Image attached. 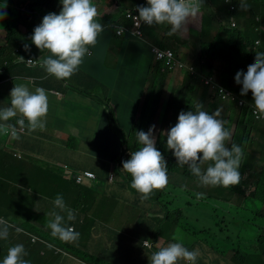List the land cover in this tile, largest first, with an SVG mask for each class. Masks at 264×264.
Returning a JSON list of instances; mask_svg holds the SVG:
<instances>
[{"label": "clouds", "instance_id": "clouds-1", "mask_svg": "<svg viewBox=\"0 0 264 264\" xmlns=\"http://www.w3.org/2000/svg\"><path fill=\"white\" fill-rule=\"evenodd\" d=\"M204 1L142 0L140 4L125 9L122 14L124 17L116 20L119 22H114L111 26H113L112 30L117 37L125 38V35L117 34L116 25L127 24L130 26L131 22L126 17L127 12L139 13L136 17V27L138 28L141 22L147 26L143 28L142 37L137 38L133 34L132 37L148 45L150 57L154 61V64L149 66V75L156 73L162 77L176 74V72H186L192 76L194 81L201 79L202 85L211 94L210 103L213 100H219L229 102L235 107L238 114L234 119L229 117L228 121L233 122L228 125L234 126L231 131L225 128L227 122L219 118L221 109L218 108L214 113L209 114L207 110L210 103L206 106L197 104L195 111L185 112V110L191 109L189 105L183 106L178 101L172 102L170 111H176L179 116L178 122L166 132V143L167 148L176 157L178 165L181 167L188 165L191 173L198 178L202 186L226 187L232 194H237L238 188H241L246 195L251 196L258 187L259 174L264 173V166H261L256 159H250L252 158L250 152L257 151L254 147V137L261 135L264 131V52H257L255 61L248 66L247 72L240 70L235 75L236 83L243 85L241 95H246L251 90L254 99V106H252L245 97H240L234 89L221 84L213 76L206 77L200 60L196 63L186 61L178 54V46L176 53L173 49L166 47L168 43L161 41L159 44L146 38L147 30L153 25L167 24L171 26L168 27L165 37L167 40L172 35L186 30L190 20H194L198 14L203 12ZM249 1L248 6L246 0H239L241 10H247L248 7L255 5L262 12V17L255 16V22L262 24L264 22V0ZM227 2H231V0H227ZM60 3L62 8L59 14L52 12L45 15L42 23L34 28V34L31 36L32 43L42 52L47 51L50 55L40 57V62L34 58H29L26 64L22 61L24 59L22 56H20L22 59L20 62H18L20 59H13L11 56L9 58L2 56L4 61L0 65V71L5 73V68H13L14 66L17 68L19 64L27 67L40 65L47 74L55 76L57 79L67 80L79 70L85 56L90 54V47L96 45L100 33L104 30L103 25L98 21L99 12L93 0H60ZM45 9L52 10L46 7ZM248 11L251 9L249 8ZM0 18H3L2 9H0ZM232 28L239 29L234 23ZM252 44L258 50L261 41L256 40ZM7 47L9 49V46ZM24 48L30 52L28 44H25ZM165 50L171 51L176 61L192 68L193 71L189 68L180 69L178 67L170 69L164 58ZM30 59H33L34 62H30ZM210 79L211 83L207 84L206 80ZM25 81L28 83H15L11 89V107L0 108V134L8 135L6 144L2 146L3 149L12 144L13 138L19 139V134L37 129L43 130L46 126V116L49 111L48 94L42 87H37L34 91L30 90L28 84H32V81L29 79ZM52 93L64 97L63 92L59 90H54ZM16 117L18 119H16L15 124L9 123ZM109 121L113 125L118 124L112 111ZM155 126L156 124L147 128V131H137L134 137L136 144L131 149L129 146L127 147L126 138L123 137L119 125L118 128L120 129L117 132L122 134H106L101 139V146L95 144L91 148L100 172L93 169L68 171V165H62V167L65 173L75 180V184L86 186L90 191H93L97 186L102 187V182L111 185L116 182L117 177L121 179L120 174L115 172L114 166L121 167L123 162V170L132 178L130 180L121 179L122 184L131 185V188L140 194L141 201H146L150 199L154 191L163 190L169 182L167 161L156 147L160 137L155 138ZM241 131H249L254 136L240 134ZM120 138L123 139V155L121 156V145L115 146ZM74 148L72 147V149ZM102 148H104V152H101ZM14 155L22 157L21 153L15 149ZM111 159L118 160L112 164ZM124 159L128 160L123 161ZM205 164H207L206 169H202L201 166ZM106 169L107 172H105ZM176 190L181 189L176 187ZM196 195L197 198H201L203 193ZM254 202V208H252V211L255 212L254 217L259 216V220L257 219L255 223H260L262 227L264 222V191L259 192L256 197L254 196ZM52 203L61 212H66L67 221L76 220L75 210L67 208L62 195L58 194ZM35 208L37 211L40 210L38 205ZM169 208L170 206H167L166 210L169 211ZM163 218L164 215L161 219ZM9 222L11 220L0 216V239L7 240L9 237L10 241L8 240L7 245H10L15 232L20 231L18 229L20 225ZM93 225L97 227L93 221L86 224L87 227ZM46 227L51 229L53 237L64 242L74 243L80 236L73 225L65 224V216L59 213L54 214V218L47 222ZM259 231L262 236V231ZM35 237L36 240L34 237L32 238L34 243L42 241L49 244L44 238L37 235ZM173 240L176 242L159 247L158 250L151 253L150 264H180V261H185L186 264H196L200 256L199 249L189 250L182 242H179L180 237L178 235H175ZM142 245L145 248L154 249L149 240L143 241ZM60 252H62L61 255H64V251ZM26 255L24 245L16 244L8 249L7 254L2 253L0 263L30 264V261L23 259ZM124 263L133 264L128 260Z\"/></svg>", "mask_w": 264, "mask_h": 264}, {"label": "rangeland", "instance_id": "rangeland-1", "mask_svg": "<svg viewBox=\"0 0 264 264\" xmlns=\"http://www.w3.org/2000/svg\"><path fill=\"white\" fill-rule=\"evenodd\" d=\"M257 1H263V0H257ZM249 8L251 9V11L247 10L249 16L246 15V17L244 16L240 18L239 19L240 23L246 22L247 25H250L251 24L250 20L252 22H255V16L262 17V12L258 10L255 5L248 7V9ZM43 10H45V12L47 13L49 12L48 9L35 7L34 13H37L38 16H40V13ZM220 16H221L220 13L218 12L212 13L210 9L209 11L206 12L204 8L202 15L199 16V18L203 20L201 28L195 30H193L194 28L191 30L189 28L190 34L192 31L193 41L200 40L202 42V40H207L208 39L207 32L212 31L213 32L212 36L214 37L210 39V42L216 41L219 44L223 45L224 47L229 45V47L232 49L233 45L228 42V38L230 37V34L220 31L223 23V21L220 19ZM232 19H233L232 17L229 18L228 14H226L225 22L227 24ZM21 21L22 19L20 20V24H22ZM190 34L188 37L182 38L180 41H183V39L189 40ZM152 36L153 38H157L158 35L156 32H153ZM171 37H174V35H172ZM181 37L182 36L180 35V38ZM257 37L263 39V37L260 36L258 33H253V36L250 37L249 40L253 41ZM172 46L174 48H177L176 42L173 43ZM248 47L249 46H246V48L244 47L243 49L245 55L237 54L236 50L233 51L230 50L229 52L230 55L227 52H223L222 54H216V58L223 61V65L226 69L229 68L232 62L237 66L239 64V61L245 62L249 58L250 54L246 52V49ZM210 48L211 46L204 45V49H203L204 50L203 55L208 63H210L213 58V53L211 54L212 51ZM9 49H10V45H9ZM260 50L264 51V45L260 47ZM11 57L15 59L16 52L15 55ZM246 63L249 65L248 61ZM0 65H2V61L0 62ZM116 68H117L116 62L112 60L110 62V65L107 64L106 70L104 72H101L97 77V79H99L100 82L103 83L104 88H105L104 85L107 80H108L107 85L111 87L118 86L117 83L118 73L115 72ZM227 71H229V69ZM2 73L3 72L0 71V76L2 75ZM204 73H206V71H204ZM183 74L187 75L186 72H182V76ZM195 82L199 85L202 84L200 78ZM15 83L16 84L26 83V81L22 77H18L15 78L14 81L9 82L7 84L8 91L5 93V97L0 99V108L11 107L10 91L14 87ZM28 86L30 90H32L29 84ZM134 86L135 88H140L141 86H143V84L136 82ZM169 88L170 87H168V89ZM170 93L171 95H173V97H171L170 103L177 102L178 101L177 98L186 99L189 100L191 103H194V95L189 93L187 88H182L181 90L172 89ZM171 95L164 94V96H166L167 98H170ZM238 95L240 97H244V95L241 94ZM174 96L177 98L174 99ZM247 101L250 105L254 106V102H251L248 99ZM134 103H136L137 105H135V109L133 111L130 106L129 107L121 106L114 113L116 121L118 122L117 125H113L109 121L110 120L109 115L107 116V119L104 117L103 115L104 108L100 106L94 108L97 110V123L93 121L90 122L88 128H85L84 126V116L75 115V118L73 119L77 121L78 128L83 129L82 135L83 138L85 139L82 142L84 143V145L81 149L75 150V148L74 149L66 148L64 147V143L61 139H56L53 146L51 147V157L43 153L44 150H46V147H44L42 143H39L36 146L35 148V150L37 151L36 154H33L27 150L26 151L19 150V153H21L22 157H18L14 155L13 144L9 145L7 148L4 149L2 148V146H0V153L3 155L4 158L3 159L4 164L0 165V216L6 218L7 220H11V222H9L10 224L14 223L21 225L26 220L29 221L30 218L40 215L37 214L38 211L36 210L35 206L38 205L40 210L42 209L52 210L53 208L52 201L56 198L58 194L62 195L63 199L66 201V204H69L70 207L74 209L75 206L77 205V209H75L76 213H79L81 215H88L89 213L93 216H97V214L99 215V218L96 220V225L98 229L103 231V237L101 241L98 242L99 247L97 252H93L90 249L89 244L88 247L86 248V251L90 254L99 255L101 258L103 254L107 255L108 252H110L111 254L112 252H114L112 251L113 250L112 245L114 244L115 241H117L118 235L122 231V229H120L121 227L133 228L136 226L135 224L137 223V221L146 220V215L148 217L151 215L150 212L151 207H154L155 204L159 205V202L162 200L161 197H163V195L168 197L169 193L174 192L176 193L177 196V201H178L177 205L179 206L178 210L183 211V218L185 221V225L187 227L186 231L182 229L179 242H182L183 245L189 250L199 249L200 256L198 257V259L204 257V260L197 259L196 264H200L202 262H208L207 257H211L210 261L213 264H234V262H232V253L228 252L229 250L233 252L235 250L236 252L245 251L247 248L245 241L250 240L251 242L253 241L255 242L256 240L255 234L259 230L262 231V236H264V222L262 224V227H259V229H254V231H252V234L249 231L248 225L243 226L242 224L241 221L242 217L244 218V220H246L245 221L246 223L249 224L252 222V225L257 220V218L254 217L253 213L244 212L243 206H244V200L246 198L245 193L232 194L230 193L229 190L226 189V187H220L219 189L220 191L217 192V190L215 189L216 187L202 186L199 183V180H191L188 182H183L181 177L178 175H168L169 182L167 186L163 190L154 191L149 199V204H144V208H143L141 204H137L135 200H133L135 194L130 189H128L125 184H122V180L118 177L116 178V182L111 185H106L104 182H102L101 185L102 187H104L105 190L99 191L98 190L99 187H96L93 191H89V190H85L82 187H78L75 184V180L72 179L70 175L65 173L64 168L59 163V159L61 158H75V160L82 161L83 165L88 166L89 169H93L97 172H100V168L96 163V159L91 147L89 146V142L95 143L97 140L104 138V136L108 133L120 134L122 132L123 137L125 136L126 138L125 140L127 143V147L129 146V148L131 149L135 146L136 139L134 137L136 136L137 131L141 130L143 126L141 120L143 116L147 115V112L149 110V96L141 97L138 100H134ZM160 104H161V115H163L166 112L168 106L164 102ZM207 111L209 112V114L214 113L215 106L209 107ZM234 113H236V110L235 107L232 106L230 109L229 117L234 119L235 118ZM98 114H100L99 117ZM178 116L179 114L176 111L172 110L169 112L166 121H163L161 117L159 121L160 124L158 125V127L157 125L155 126V132H154L155 138L157 139V137H161L162 135L166 134V132L169 131L170 128L178 122ZM68 119L70 118H67L64 121L66 122ZM118 125L121 127L122 130L121 132H117V130L120 129L118 128ZM56 126L63 127L64 126L63 120L57 121ZM68 126H73V124L65 123V127ZM240 134L254 136V134H252L249 131H241ZM122 138H120L118 141L116 140L117 142L115 143V146L117 147L121 145L120 156L123 155ZM253 142L255 144L254 147L258 152V156H257L258 159L256 160L261 166H264V132L261 135H255ZM71 143L66 144V146ZM101 152H104V148L101 149ZM14 166H17L20 169L12 172V168ZM23 171H27V173L24 174ZM21 173L23 178H25L24 175H26V177L29 179V187H27L24 183L19 182L22 181V179L20 178ZM13 182H15L17 185L13 188L12 191ZM176 187L181 190L177 191ZM112 188H114V190H118L120 193L116 194L111 192V190H113ZM21 191L25 195H28L30 200V202L22 210L17 209L18 202L15 203V207H13L11 204L12 200L8 202V194H7V193H12V196L14 198L19 199ZM194 191L203 193V196L201 198H197L196 195L197 193L194 194ZM248 198L253 204L254 196L251 195ZM83 208L85 209L81 210ZM117 209L120 210L117 211ZM24 211H26V213L23 215ZM168 212L169 215L172 217L174 216L180 217V214L175 212L174 208L170 207ZM50 215L51 214H49V212H46L40 217V219L44 220L42 225L43 227H46L47 219L50 217ZM165 215L166 212H164V218L158 221V226H157L158 232L155 235V238L158 234H159L158 236H160V234L162 236L164 234V231H168L167 233H171V231L175 230L174 227L176 225L172 223L171 220L165 219ZM64 216H65V224L67 225L66 212ZM88 222H90V219H88ZM18 229H20V231L15 232V235L13 236L10 245H7L5 247H3L2 245L3 248L0 249V252L7 254L8 249L11 246H14L16 244H23L24 247H26V245L30 243L32 239V233H31L32 231L29 229V231L31 232H28L20 226L18 227ZM229 234L232 235L236 234V238L234 239L233 244L232 241L227 242L224 240L225 235H229ZM240 235L244 236L245 238L244 241H238V237H240ZM186 237L188 243L193 242L194 247L193 246L189 247V245L184 244ZM209 237L215 240V242L212 244L216 248L215 250L216 252H221V253L227 252L226 259L229 262L226 261L225 259H220L221 261L216 262L215 258L219 259V257L209 252L206 253L205 251L206 249H208L206 248V245H203L202 243H201V247L194 245V243L200 239L201 241L205 242L209 247H211ZM161 239L167 240V238H161ZM46 241L49 244L45 243V246L40 247V249L46 253L45 255L46 257L48 256L51 257L55 253L61 255L62 252L60 251H64V255H61L62 258L58 264H92L85 262L87 261V258H84L82 255L76 253L70 254L64 249L51 243V241L48 240ZM150 242L153 243L152 241ZM56 243L58 244L57 241ZM40 249L37 248V251H35V256L30 255V258L33 261L35 262L37 261L40 264H42L39 261L42 253ZM210 250L212 249L210 248ZM2 253H0V256L2 255ZM30 258L28 257L27 259V255L23 257V259L28 261L30 260ZM53 258L54 256L51 257V261H53ZM126 259L127 258L125 256H122V262H127ZM133 262L141 263V261L139 262L133 261ZM30 264L33 263L31 262ZM180 264H186V262L180 261Z\"/></svg>", "mask_w": 264, "mask_h": 264}, {"label": "crops", "instance_id": "crops-1", "mask_svg": "<svg viewBox=\"0 0 264 264\" xmlns=\"http://www.w3.org/2000/svg\"><path fill=\"white\" fill-rule=\"evenodd\" d=\"M141 1L142 0H93V3L96 5L99 12L98 21L103 25L104 30L100 33L96 45L94 47H90V54L85 56L82 65L79 67V70L74 75H72L70 79H57L55 76L47 74L44 68H42L40 65L36 67H27L23 64H19L17 68L15 66L13 68H5V73L0 76V99L5 97V93L8 91L7 84L9 82H12L15 78L21 76L24 80L29 79L32 81V85L31 83L29 85L33 91L37 87L44 88L48 94L49 101V111L46 116L45 128L43 130L37 129L32 132L28 131L27 133L19 134V139L13 138L11 142L15 150H27L33 154H36V146L39 143H42L43 146L46 147V150H44L43 153L51 157V147L53 146L56 139H61L64 143V147L66 148L72 149V147H75V150L81 149L84 145V143L82 142L85 140L82 135L83 129L78 128L77 121L73 118H75V115L84 116V126L85 128H88L90 122L93 121L97 123V110L94 108L98 106L104 108L103 115L107 119V116H110L109 112L112 111V113L114 114L121 106H130L133 111L135 109V105H137L136 103H134V100H138L141 97H148L150 94L151 97H154L157 100V107L160 109L159 114H161L160 103L164 102L168 106V111L166 110V112L163 114V121H166V117L169 115L170 111V100L171 97H173V95H171L170 93L172 89L181 90L182 88H187L188 92L194 95V103H191L189 100L177 98L174 96V99L177 98L178 102L183 104V106H190L191 109L185 110V112L195 111V106L197 104L206 106L210 103L209 97L211 96V94L209 90L202 84H197L192 76L188 74H183L182 76V72H176V74L166 75L162 77H160L156 73L149 75V66L153 65L154 61L150 57V50L148 49V45L145 42H140L132 37L120 38L114 34L112 28H110L114 21L120 20L122 18V14L125 9L140 4ZM60 10L61 9H59L58 11L48 10V13L43 10L40 13V16H38L37 13H34L33 19H30L28 17L26 19V22L21 24V30L23 32H26L27 30L31 29V32L34 34V28L42 23L43 17L45 15L52 12L59 14ZM210 10L212 11V13H216L214 7L210 8ZM242 14L243 13L240 12L239 16H241ZM200 15H202V13L198 14L194 20H190L186 30L174 34L175 42L178 46V54L184 60L189 62L196 63L200 60L202 62V68L204 71H206V74L213 76L221 84L228 86L241 94L243 85L237 84L235 81V75L238 72L237 69L239 66L243 65L241 70L247 72L248 66L251 64V60L255 61L257 52H261V50H259L260 48L256 50L252 43L253 41L260 40L261 47L264 45V37L263 39L257 37L255 38V40L251 41L249 40V38H245L246 34L248 33V30H246L245 37L243 36L241 40L240 38L234 39L231 36L232 32H225L227 34H230L228 42L233 45V48L231 49L228 45L224 47V52H227L229 54L230 50H236L237 54L245 55L243 49L244 47L246 48V46H249L246 49V52L250 54L249 58L247 59L249 65L246 63L247 61H239V64L237 66L232 62L228 68L229 71H227L228 69L224 67L223 61L216 58V54L223 53H220L221 51L219 50L217 44L215 46L212 45L210 48L212 51L211 54L213 53V58L211 62L208 63L203 55V49L204 45L206 44V40H202V42L200 40L193 41L192 31L191 34L189 31L193 28V30L201 28L203 20L199 18ZM232 22H235L237 24V27L239 28L241 26H245V22H242L239 25L237 22V18L234 17ZM229 24L230 22L228 23V25ZM262 25L264 26V22L262 23ZM169 26L170 25L167 24L151 26L146 32V38L150 41H156L159 44L161 41L166 44L169 43L170 39L167 40L165 38ZM7 29L8 21H6L4 18H0V48H3L6 44H9L7 43ZM153 32L157 33V38H153ZM189 34V40L183 39V41H180L182 38L188 37ZM207 34L208 39L214 37L212 36V31H208ZM179 35H181L182 37L180 38ZM12 42L9 44L10 49L6 52V54L0 53L3 54L0 55V62L4 61L2 56H7V58H9V56H14L15 52H17L18 49L21 50L20 53H23L19 56L24 57L23 62H25V64L29 58H34L35 60H38L40 62V57H47L48 55H50L49 52H42L40 49H38L36 45L32 43L31 38L27 39L25 35L23 37L19 35L15 36V40ZM25 44H28L30 46V52L25 50ZM19 56H17V59H20L18 62L21 61V57ZM112 60L116 62L117 66L115 72L118 73V86L111 87L107 85V80L104 85L106 88L105 90V88L103 87V83H101L100 80L97 79V77L101 72H104L106 70L107 64L110 65V62ZM155 81H159V83L157 85H153ZM136 82L142 83L143 86H141L140 88H135L134 84ZM26 83H28V81ZM168 87H170V90L168 89ZM54 90L63 92L64 97H60L57 94L54 95L52 93ZM164 94H170L171 96L170 98H167L166 96H164ZM244 97L245 99L254 102L251 90H249V92L244 95ZM211 106H215V111L218 108L221 109V116L219 118L225 120L227 122L225 124V128H228L232 131L234 126L228 125L233 122L228 121L230 116V109L233 105L229 102L213 100L210 103V107ZM237 114L238 111L236 110V113H234L235 117L237 116ZM99 116L100 114H98V117ZM67 118L70 119L65 122L64 120ZM60 120H63L64 122L63 127L56 126L57 121ZM155 120L156 125H159L160 120ZM65 123L73 124V126L65 127ZM7 140L8 135L0 134V146L5 145ZM101 142V139L97 140L95 143L89 142V146L91 148L95 146V144L101 146ZM68 143L71 144L66 146V144ZM250 155L252 157L250 159H257L258 152L251 151ZM0 158H3V155L1 153ZM59 163L61 165H68V171H83L89 169L88 166L83 165L82 161L75 160V158H61L59 159ZM19 169V167L14 166L12 168V172ZM23 172L24 174L27 173V171ZM20 175L22 181L19 182L24 183L27 187H29V179L26 177V175H24L25 178H23L22 173ZM16 185L17 184L13 182L12 191ZM97 187H99V191L105 190L104 187ZM92 188L94 189L95 186ZM112 189L113 190H111V192L116 194L120 193L118 190H114V188ZM10 194L12 195V193ZM21 194L24 193L21 191L20 195ZM135 197L136 195L134 196L133 200H135L137 204H141L143 208L144 204H149V199L148 201L146 200L142 202L138 196L136 198ZM9 200L10 199H8V202ZM154 206L160 208V206L156 204ZM67 208L73 209L70 206ZM119 210L120 209H117V211ZM150 212L151 215L149 217L146 215V220L137 221V223L135 224L136 226L133 227L138 228L139 225H145V230L144 232H142V236L136 237L137 233L135 230L128 231V234L122 233L121 231L118 235L120 241L114 242L115 246H113L112 250L114 252L111 251L112 254L108 252L107 255L103 254V256L101 257L104 264H125L124 262H122V256H125L127 260L132 262L133 264H142L144 261L145 264H147V261L150 260L151 252L158 250L159 247L167 246L169 244L165 242L166 240L158 238L154 244L151 243L152 246H154V249L145 248L143 245H140L141 238L144 237L143 241L149 240V223L155 219H161L164 215V213L157 212L156 208L153 207H151ZM181 231V228H177L175 230V235L181 237ZM170 235H172V232H166L164 233V238ZM133 238L136 240V242L134 243L131 242ZM98 247L99 245L97 244L93 247V249L97 251ZM41 252L46 255L43 250H41ZM133 261H141V263H134Z\"/></svg>", "mask_w": 264, "mask_h": 264}, {"label": "trees", "instance_id": "trees-1", "mask_svg": "<svg viewBox=\"0 0 264 264\" xmlns=\"http://www.w3.org/2000/svg\"><path fill=\"white\" fill-rule=\"evenodd\" d=\"M246 3L249 6L250 1L246 0ZM204 6H205L206 12L209 11L210 8L214 7V9L216 10V13L218 12L221 14L220 19L223 21V23H222V27H221L220 31L229 32V33L232 32L231 36L234 39L240 38L242 40L243 36L245 37V31L246 30H248V33L246 34L245 38L252 37L253 33H258L260 36L264 37V26L262 24L252 22L250 20V22H251L250 25H247L245 22V26H241L237 30V29L232 28L233 23L237 26V24L235 22H232L233 19L230 21L229 25L225 22L226 14H228L229 18L230 17L237 18V22L239 25H240V20H239L240 18H242L244 16L246 17V15L249 16V13L247 12L248 8H247V10H241V8L239 6V0H231V2H227V0H206V2L204 1ZM35 7L36 8L37 7L42 8V9H45V7H46V8H51L52 10L58 11L59 9L62 8V4L60 3V0H0V9H2L3 18L6 21H8L7 38H8L9 44L12 41H14L15 36H18V35L21 37H23L25 35V37L27 39L31 38V36L33 35V33L31 32V29L27 30L26 32H23L21 30L20 20L22 19L21 23H24V22H26V19L28 17L30 19L31 18L33 19L34 14H31V13L35 12ZM240 12L243 13L241 16H239ZM122 17H124V15H122ZM114 22H119V21H114ZM26 25H29V24H26ZM112 27L113 26H110V28H112ZM124 37H132V34L128 32L125 34ZM210 39L206 40L205 45L215 46L217 44V46L219 47V50L221 51L220 53L224 52L225 48L223 45L219 44L216 41L210 42ZM248 42H250V41H248ZM173 43H175V38L171 37L170 42L166 45V47L173 49L177 53V48H174L172 46ZM9 44H6L5 47L0 48V53L6 52L8 49L7 46H9ZM161 45H163V44L161 43ZM20 51L21 50L18 49V51L16 52V58L20 54H23V53H20ZM261 52H264V51H261ZM10 59H12V58H10ZM253 61L254 60H251V64L253 63ZM242 67H243V65L239 66L237 71H240ZM205 75H207L206 77L210 76L208 74H205ZM158 83H159V81H155L153 83V85H157ZM159 110L160 109L157 107V102L155 101V98L151 97V95L149 94V110L147 112V115L143 116V118L141 120V122L143 124L141 130L147 131V128H150L151 126L155 125L156 124L155 119L160 120V118L162 117V119L164 120L163 115L159 114ZM16 119H18V117L13 118L11 121H9V123L15 124ZM166 142H167V136H166V134H164L159 138L156 147L158 150H160L162 152V154L164 155V157L167 161L168 175H178L181 177L183 182H188L191 180H198V178L191 173L188 165H184L183 167L178 165L176 157L173 155L172 151L167 148ZM137 150H138V148H137ZM3 159L4 158H0V165L4 164ZM117 160L118 159H115V160L111 159L110 162L113 164ZM125 160H128V159H124L123 161H125ZM206 167H207V164L203 165L202 169H206ZM114 168H115V172L117 174H120V176L122 177L121 179L130 180V178H132L130 174H128L127 172H125L123 170V162L121 164V167L114 166ZM105 172H107V169L105 170ZM258 178H259V184H258L256 191L253 193V195L255 197L257 196V194L259 192L264 191V173L259 174ZM77 186L82 187L85 190L90 191V189L87 188L86 186H82V185H77ZM126 187L129 188L136 196H138L140 198V194L137 193L135 189L131 188V185H128ZM215 189L217 190V192H219L220 186H217ZM195 193H199V192L194 191V194ZM238 193H245V192L241 188H238ZM7 194H8V199H10L9 202L12 200L11 204L13 207H15V203L18 202L17 209L22 210L30 202V200L28 199V197H29L28 195L21 194L20 198L16 199L10 193H7ZM248 196L249 195H246V198L244 200V206H243L244 212L255 214V212L252 211V208H254L255 202L252 204V202L248 199ZM34 197H36V196H34ZM171 197H174V198L172 199ZM161 199L162 200L159 202V205L161 208H157L155 206L153 208H156L157 212H161V213L166 212L165 219L171 220L172 223H174L176 225L174 227L175 230L177 227H181L183 230L186 231L187 227L185 225V221L183 218V211L178 210L179 206L177 205L178 201H177L176 193H174V192L169 193L168 197L163 195V197H161ZM64 202L66 204L65 200H64ZM66 205H67V207H69V204H66ZM52 206H53L52 210L51 209H42V210L37 212V214H40V215L33 217V218H30L29 221L26 220L20 226L28 232L32 231L31 232L32 238L34 236L38 235L41 238H44L48 241H51V243H53V244L57 245L58 247L64 249L65 251L69 252L70 254L76 253V254L82 255L84 258H87V261H85V262L92 263V264H103L102 259L100 258L99 255L90 254L86 251V248L88 247V244H89L90 249L93 252H97L96 250L93 249V247L96 246L98 244V242L101 241V239L103 237V231L102 230H100V229L97 230V227H95L94 225L90 226V227L86 226L88 219H90V221H93L94 223H96V220L99 218V215L97 213H96L97 216H93L90 213L88 215H81L79 213H76V220L75 221H71V222L67 221V225H73L75 227V230L80 234L79 239L76 242L69 243V242L62 241L59 238L53 237L51 235V229L42 226L44 220L40 219V217L44 213L49 212V214H51L50 217L47 219V222L54 218L55 213H59L61 215L65 214V212H61L60 209L55 208L53 203H52ZM167 206L174 208L175 212L180 214V217L179 216H174V217L170 216L169 212L166 210ZM75 209H77V205L75 206V208L73 210H75ZM84 209L85 208H83L81 210H84ZM26 211H27V209H26ZM26 211L23 212V215L26 213ZM83 216H85V217H83ZM256 218L259 220V216L256 215ZM159 220L160 219H155L149 223V241H152L153 244L156 242V240L158 238H164V234L162 236H161V234H160V236H158L159 235L158 234L155 238V235L158 232L157 226H158ZM241 221H242L243 226L248 225V228H249V231L251 234H252V231H254V229H259V227H261L260 223H254L253 225H252V222L249 224L246 223L245 222L246 220H244L243 217H242ZM29 229L31 231H29ZM120 229H122V233H126V234H128L129 233L128 231H130V230L131 231L135 230L137 233L136 237H141L142 232H144V230H145V225H141V226L139 225L138 228H133V229L123 228V227H121ZM175 230L171 231L172 235L166 237L167 238V240L165 241L166 243L174 242L172 239L175 236ZM166 232H168V231H164V233H166ZM259 233H260V231H258L255 234V236H256L255 242L254 241L251 242L250 240L245 241V243L247 245V248L245 251H239V252H236V250L234 252L231 250L228 251V252L232 253V262H234V264H264V237L261 236ZM143 238H141L140 245L143 244ZM209 238H210L209 241L211 243L210 244L211 247H209L205 242L201 241L200 239L198 241H196L194 243V245L198 246V247H201V243L203 245H206V248H208L205 251L206 253L209 252V253L219 257V259L215 258L216 262L221 261L220 259H225L226 261H228L226 259L227 258V252L226 253L225 252H222V253L216 252L215 251L216 248L212 244L215 242V240L212 239L211 237H209ZM235 238H236V234H234V235L229 234V235H225L224 240L227 242L232 241V244H233ZM244 239L245 238L243 235H240V237H238V241H244ZM8 240H9V237L7 240L0 239V248L2 247V245H3V247L7 246V244L10 241V240L9 241ZM56 241L58 242V244L56 243ZM117 241H120L119 238L117 239ZM131 242L134 243V242H136V240L133 238L131 240ZM184 242H185L184 244L189 245V247L193 246V242L188 243L187 237H186V240ZM42 246H45L44 242L38 241V242L34 243L31 239L30 243L27 244L25 247V250L27 252V259H28V257L30 258V255L35 256V251H37V248L40 249V247H42ZM112 246H115V244H113ZM210 248L212 250H210ZM151 253H150V255H151ZM53 256H54L53 261H51V257H53ZM51 257L50 256L46 257L45 254L41 253L39 261L42 264H58L62 258L61 255H58L56 253L53 254ZM210 258L211 257H207L208 262H202L200 264H213L210 261ZM198 260H204V257H202L201 259H198ZM29 261H30V263L32 262L33 264H40L37 261L36 262L33 261L31 258ZM0 264H2V263H0ZM143 264H145V261L143 262ZM147 264H150V260L147 261Z\"/></svg>", "mask_w": 264, "mask_h": 264}, {"label": "built area", "instance_id": "built-area-1", "mask_svg": "<svg viewBox=\"0 0 264 264\" xmlns=\"http://www.w3.org/2000/svg\"><path fill=\"white\" fill-rule=\"evenodd\" d=\"M139 15V13L136 12H127L126 17L130 20L131 25L128 26L127 24H121V25H116V32L118 35L124 36L126 33L130 32L131 34L135 35V37L139 38L142 37L143 35V28L147 26V24H144L143 22L140 23V26L137 28L135 23H136V17ZM164 58L166 59V65L170 68L173 69L175 67H178L180 69H187V67L184 64L179 63L178 61L175 60L173 53L169 50L164 51ZM30 62H34L33 59H30ZM189 70L193 71L192 68H189ZM206 83L209 84L211 83L210 80H206ZM25 130V129H24ZM37 238L34 236V240Z\"/></svg>", "mask_w": 264, "mask_h": 264}]
</instances>
